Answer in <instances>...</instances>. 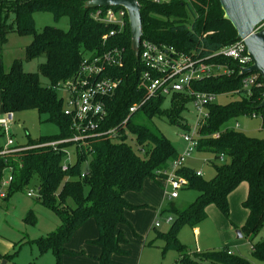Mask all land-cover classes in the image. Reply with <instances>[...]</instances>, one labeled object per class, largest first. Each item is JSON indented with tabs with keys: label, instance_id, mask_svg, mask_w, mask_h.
Returning a JSON list of instances; mask_svg holds the SVG:
<instances>
[{
	"label": "trees",
	"instance_id": "obj_1",
	"mask_svg": "<svg viewBox=\"0 0 264 264\" xmlns=\"http://www.w3.org/2000/svg\"><path fill=\"white\" fill-rule=\"evenodd\" d=\"M85 1L0 0V42L5 43L10 32L31 36L25 47V58H45L37 72H25L20 60H14L8 71L0 65L2 111L15 114L33 109L45 115L46 122L58 127L57 134L30 140L21 150L0 156V180L10 166L12 180L4 198L7 201L13 192L22 191L34 178L38 179L36 200L54 212L60 223L34 242L41 253L52 251L55 264H61L64 254L84 253L68 249L66 243L89 219H94L97 227V237L91 244L100 248L96 257L98 264H126L113 257L129 253L125 248L128 240L124 227L130 224L125 211L136 206L124 195L127 191L140 190L145 179H167V172L179 154L174 144L155 126L154 119L165 117L170 124L189 130L190 125L182 114L189 101L181 94H173L168 99L157 96L130 114L129 107L140 102L146 90L140 85L142 68L130 48L128 24L122 33L102 43V36L110 27L91 16L93 8H85ZM137 1L141 5L142 39L171 45L180 52L200 54L213 53L237 39L234 27L223 18L218 0ZM38 11L51 12L55 19L68 17V29L44 26L37 31L33 15ZM113 46L124 48L123 65L110 68L121 82L115 93L104 100L107 115L102 129L115 128V133L88 139L86 144L68 142L53 149L46 143L73 134L71 119L63 112V99L56 84L73 78L86 57L100 55ZM217 59L229 63L235 70L232 60L220 56ZM41 76L48 84L41 83ZM240 80L235 70L194 85L196 89L219 95L236 94L238 98L224 104H209L208 114L197 129L195 151L213 155L210 162L213 176L205 179L190 165H183L176 171V176L188 182L184 188L197 191L195 200L182 210L169 201L164 212L170 217L174 215L171 228L156 233L155 238L164 241L162 255L168 250L179 254L176 264H251L249 259L234 254L227 247L188 251L177 236L183 224L194 227L206 219L209 206H215L228 217L229 195L241 183L247 185L242 202L246 218L239 227L231 225L248 240L264 226V138L247 135L229 124L240 116L255 114L260 116L264 127V107L259 106L264 80L259 75L263 85L251 87L250 92L241 88ZM166 101L168 106L164 107ZM71 155L74 161L66 163ZM64 164H67L65 169ZM69 200L74 207L68 205ZM16 254L17 251L0 254V259L13 264L10 261ZM250 254L264 264V239L252 244Z\"/></svg>",
	"mask_w": 264,
	"mask_h": 264
},
{
	"label": "rangeland",
	"instance_id": "obj_2",
	"mask_svg": "<svg viewBox=\"0 0 264 264\" xmlns=\"http://www.w3.org/2000/svg\"><path fill=\"white\" fill-rule=\"evenodd\" d=\"M33 18L37 31H40L44 26H54L63 30H67L69 26L68 17L62 16L55 19L53 14L48 11L35 12ZM31 39V36H22L17 32H10L7 35L5 43L2 44L0 64L5 71L10 69L14 60H20L25 72H37L39 64L44 62L45 58L43 56L29 60L25 58V47ZM40 81L42 84H48L47 79L43 76L40 77ZM237 98L236 94H223L218 95L215 102L224 104ZM167 106L168 102L166 101L164 107ZM182 114L185 122L193 129L195 116L190 103L187 104ZM1 115L2 113H0ZM154 124L174 144L178 154L182 155L186 148V143L182 139L185 130L170 124L165 117L155 118ZM229 124L247 135L264 138V127H262L260 116H240ZM9 132L14 145L22 148L30 140L57 134L58 127L53 123L46 122L45 115H39L36 110L28 109L12 115ZM6 138V133L0 130V149L5 147ZM212 160V154L201 151H194L187 159L188 163L193 165L196 171L199 170L205 179L211 178L214 174V169L210 164ZM73 161V155L66 159V162ZM187 161L185 165H188ZM172 171L169 168L170 175H172ZM146 182L148 186L145 188ZM37 184L38 179L34 178L30 185L22 191L13 192L7 201L0 202V254H12L17 251L16 256L10 261V263L14 262L13 264H55L52 251L41 253L34 242L55 230L60 223L54 212L36 200ZM244 187L245 183H241L230 194L228 217L222 215L215 206H210L206 219L194 227L183 224L177 232L180 243L185 245L188 251L218 250L227 247L234 254L249 259L251 264H262L252 258L250 252L252 244L264 239V226L257 235L248 240L243 235L237 237L238 228L231 225V223L237 225L245 220L246 212L242 206L245 198ZM174 190H177L178 197L168 199L166 194ZM27 192H31V195H27ZM133 193L135 197L143 195L147 201L129 209L132 212V220L126 215L130 227L124 230L128 240L125 248L129 250V253L121 256L124 263L176 264L179 254L174 250H168L162 255L164 241L155 238L156 233L157 231L167 232L171 228L172 222L166 219L170 215L164 212L168 208L169 201L172 200L178 210H182L195 200L197 191L192 188H176L172 180L156 178L145 179L142 188ZM68 205L74 207L71 200L68 201ZM171 215L174 218V215ZM156 222H159V226H155ZM74 235L72 241L80 246L79 234ZM80 249L82 248L78 250ZM95 261L97 262L96 259Z\"/></svg>",
	"mask_w": 264,
	"mask_h": 264
},
{
	"label": "built area",
	"instance_id": "obj_3",
	"mask_svg": "<svg viewBox=\"0 0 264 264\" xmlns=\"http://www.w3.org/2000/svg\"><path fill=\"white\" fill-rule=\"evenodd\" d=\"M87 1V0H86ZM151 3H162L168 0H145ZM91 16L101 23L110 27V30L102 36V43L114 37L129 27L126 10L122 7L100 6L93 8ZM224 57L232 60L241 76V88L250 92L251 87H261L263 83L259 80L258 72L242 74L244 68L252 64L246 46L241 39L219 48L210 54L200 52L184 53L177 51L173 46L157 44L147 39L140 38L137 58L140 61V85L146 90L144 98L129 107V113L135 112L145 101L157 96H164L166 99L173 94H181L188 98L194 109L195 125L193 129L186 130L182 139L186 148L182 155L176 158L170 168L172 175L167 172V179L175 184L176 188H184L187 180L176 176V171L185 165L187 159L195 151L197 144V129L204 122L208 114V105L215 102L219 94L194 88V85L211 77L222 74H231L235 70L229 63L217 61V57ZM124 48L113 46L100 55L86 57L80 65L77 74L64 82H58L56 89L63 99V112L71 119L72 136L49 141L46 144L57 149V145L73 142L75 144H86L88 139L113 135L115 128L102 129L106 119L105 98L112 96L118 88L121 80L115 77L110 68L123 65ZM13 113H3L0 118V130L6 133V145L0 149V156L19 151L21 148L14 145L9 132V125L12 122ZM255 117V114L251 115ZM127 118L123 121L125 123ZM236 126H238L236 124ZM69 158V157H68ZM67 158V159H68ZM220 161H223L221 155ZM67 163V162H66ZM64 164L63 168H66ZM12 168L9 166L0 180V202L4 201L7 189L12 180ZM200 175V171H196ZM31 195V192H27ZM168 199L178 197L177 190L167 193ZM168 221L172 218L167 216ZM159 226V222L155 223Z\"/></svg>",
	"mask_w": 264,
	"mask_h": 264
},
{
	"label": "water",
	"instance_id": "obj_4",
	"mask_svg": "<svg viewBox=\"0 0 264 264\" xmlns=\"http://www.w3.org/2000/svg\"><path fill=\"white\" fill-rule=\"evenodd\" d=\"M223 11V18L229 21L241 39L252 59V64L242 70V74L258 72L264 80V0H218ZM100 6H120L126 10L130 30V48L138 55L139 41L142 37L141 5L137 0H87L85 8ZM264 107V93L259 104ZM241 237V231H236ZM0 264H7L5 259Z\"/></svg>",
	"mask_w": 264,
	"mask_h": 264
},
{
	"label": "crops",
	"instance_id": "obj_5",
	"mask_svg": "<svg viewBox=\"0 0 264 264\" xmlns=\"http://www.w3.org/2000/svg\"><path fill=\"white\" fill-rule=\"evenodd\" d=\"M1 54H2V43L0 42V64H1ZM0 113H2L1 116H3V111H2V108H1V102H0ZM1 116H0V118H1ZM187 164L190 165L188 163V161H187ZM190 166L195 168L193 165H190ZM145 184H146L145 185V188H146V186H148V183L146 182ZM133 192L134 191H127L125 193V195H124L126 200L129 203H131L132 205H140L141 203L147 201V200H145L143 198L144 197L143 195H138V196L135 197ZM246 193H247V185L245 184L244 197L246 196ZM228 201H229V199H228ZM208 208H207V212H208ZM245 212H246V210H245ZM126 215H127V217H129L132 220V212H130L129 209L125 211V216ZM207 217H208V214H207ZM245 218H246V216H245ZM242 224H243V221L240 222L239 224H237L236 226L239 227ZM127 227L128 226L124 227V230ZM75 232L79 234L78 238L80 239L79 243L81 245L77 246V244L74 241H72V238H73V235H74L73 234L71 239L66 243V247L68 249L75 250V251H79L78 249L82 248L80 250H83L84 253L81 254V255H76V256L64 254L61 257V264H98V262H96L95 259L98 256V254L100 253V248L95 246V245H93V244H91V241L96 239L97 234H98L95 220L94 219L87 220L84 224H82L80 227H78L75 230ZM76 233H75L74 236H76ZM121 256L122 255H114L113 257H114L115 260L124 262V260L121 258Z\"/></svg>",
	"mask_w": 264,
	"mask_h": 264
}]
</instances>
